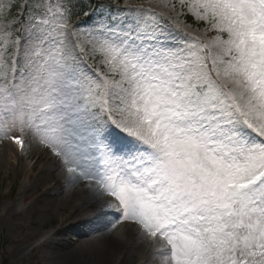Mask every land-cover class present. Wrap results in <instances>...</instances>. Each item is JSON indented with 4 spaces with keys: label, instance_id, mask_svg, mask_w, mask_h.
Segmentation results:
<instances>
[{
    "label": "snow or ice",
    "instance_id": "6c2138e0",
    "mask_svg": "<svg viewBox=\"0 0 264 264\" xmlns=\"http://www.w3.org/2000/svg\"><path fill=\"white\" fill-rule=\"evenodd\" d=\"M75 7L31 0L36 22L5 36L0 138L32 133L67 184L114 196L140 240L162 236L167 264H264V0H192L211 50L129 18L143 9L72 25Z\"/></svg>",
    "mask_w": 264,
    "mask_h": 264
},
{
    "label": "rangeland",
    "instance_id": "374dc122",
    "mask_svg": "<svg viewBox=\"0 0 264 264\" xmlns=\"http://www.w3.org/2000/svg\"><path fill=\"white\" fill-rule=\"evenodd\" d=\"M80 1L84 2L74 0V3ZM102 1H105L104 7L94 10L91 20L107 15L110 11H118L117 5L120 9H143L145 11L130 13L129 18L155 19L162 27L175 29L174 35L186 34L201 50L204 46L210 50L213 48L215 33L206 22L189 12L187 5L192 0H186L184 6L180 0ZM30 2L31 0H0L5 6L0 11V50L8 43L5 39L7 34L15 37L17 33L23 32L25 25L36 22L38 13L35 10L31 16L23 11L24 5ZM62 2L63 0H43L51 9L49 17L59 18ZM186 15L202 25L188 24L185 21ZM70 23L85 24L82 19L71 20ZM16 139L21 140L22 144H17ZM41 155L46 157L40 161L38 156ZM46 169L49 173L44 174ZM66 179L67 174L61 168V162L46 147L41 146L32 133L27 130L23 134L15 131L7 138H0V238L7 242V264H101L100 250L107 238L103 235L108 232L99 238L80 239L68 234L67 227H75L77 232H83L93 225L108 223L109 232L118 227H123L125 232L123 246L114 264H120L123 259V264H141L146 259L147 264H161L165 259L166 262L170 260V246L162 236L152 238L156 239V244L149 238L140 240L134 224L117 220L118 213L112 210L118 205L114 196L93 193L88 190L84 181L69 185ZM80 218L84 219V223L73 225ZM64 220L67 221L64 223ZM113 224L116 226L112 227ZM56 230L64 231L54 234ZM141 244L150 245L149 253L146 250L145 254H140ZM0 264H4L1 256Z\"/></svg>",
    "mask_w": 264,
    "mask_h": 264
},
{
    "label": "bare ground",
    "instance_id": "6f19581e",
    "mask_svg": "<svg viewBox=\"0 0 264 264\" xmlns=\"http://www.w3.org/2000/svg\"><path fill=\"white\" fill-rule=\"evenodd\" d=\"M46 156H38V160H44ZM49 173V170L46 169L44 171V174ZM42 178V175L40 176V180ZM71 219V218H70ZM69 219V222H70ZM67 220H64V223ZM63 223V224H64ZM84 223V219L80 218L78 220H76L75 222H73V225H79V224H83ZM110 223L108 224H102L101 226L98 225H93L91 228L86 229L83 232H77L75 227H67V233L70 235H75L78 236L80 239H84L85 237L90 238V239H94V238H99L102 234L106 233L103 236H107V238H105V243H104V247H102V249L100 250V258H101V264H114L117 262V254L120 251L121 247L123 246L122 243L125 240L124 237V229L123 227H118L116 228L113 232H109L110 227H108ZM64 230H56L54 232V234H57L58 232H61ZM141 248V252L140 254L143 255L146 253V250H148V253L150 251V245H143L141 244L140 246ZM165 259V258H164ZM124 263V259L121 261L120 264ZM141 264H147V259L144 262H140ZM161 264H167L166 259L165 262H162Z\"/></svg>",
    "mask_w": 264,
    "mask_h": 264
},
{
    "label": "trees",
    "instance_id": "16d2710c",
    "mask_svg": "<svg viewBox=\"0 0 264 264\" xmlns=\"http://www.w3.org/2000/svg\"><path fill=\"white\" fill-rule=\"evenodd\" d=\"M104 3L105 1L102 0H84V2L80 1L77 4H75L76 7L74 8V15L72 19L75 18L82 19L84 20L85 24H88L90 22L91 15L86 16L83 14V12L86 11L92 14V12L98 9L99 7L103 8ZM185 21L195 26L202 25V23L195 21L191 16L188 15L185 16ZM6 243L7 242L4 238H0V256L2 257L4 264H7L9 260L7 253L5 252Z\"/></svg>",
    "mask_w": 264,
    "mask_h": 264
}]
</instances>
